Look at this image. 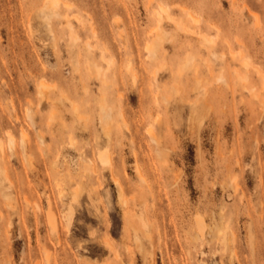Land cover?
<instances>
[{
  "label": "rangeland",
  "instance_id": "1",
  "mask_svg": "<svg viewBox=\"0 0 264 264\" xmlns=\"http://www.w3.org/2000/svg\"><path fill=\"white\" fill-rule=\"evenodd\" d=\"M53 2L0 0V264H264V0Z\"/></svg>",
  "mask_w": 264,
  "mask_h": 264
},
{
  "label": "bare ground",
  "instance_id": "2",
  "mask_svg": "<svg viewBox=\"0 0 264 264\" xmlns=\"http://www.w3.org/2000/svg\"><path fill=\"white\" fill-rule=\"evenodd\" d=\"M58 1H60V0H54V2H53L54 4H53V5H56V6H57ZM51 3H52V2H51ZM54 7H55V6H54ZM55 8H56V7H55ZM161 8H162V11H163V10H164V11H167L165 7H161ZM192 17H193V16H192ZM194 20H195V19H194ZM89 46H90V45H89ZM90 47H91V46H90ZM87 49H88V48H87ZM44 85H45V84H41L42 87H43ZM41 90H42V89H41ZM107 117L109 118V115H107ZM10 141H11V140H10ZM10 141H9V142H10ZM11 145H12V143H11ZM2 147H3V146H2ZM1 149H3V148H1ZM1 151H2V150H1ZM104 155H105V154H104ZM104 155H103V158H102L103 162H104V163H109L110 161H109V159L107 158L108 155H107V154H106L107 156H104ZM100 159H101V158H100ZM115 182H116V181H115Z\"/></svg>",
  "mask_w": 264,
  "mask_h": 264
}]
</instances>
